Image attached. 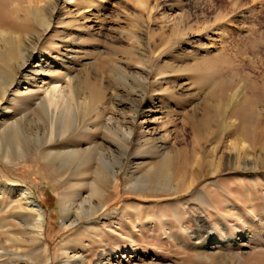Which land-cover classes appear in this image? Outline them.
Masks as SVG:
<instances>
[{"label":"rangeland","instance_id":"1","mask_svg":"<svg viewBox=\"0 0 264 264\" xmlns=\"http://www.w3.org/2000/svg\"><path fill=\"white\" fill-rule=\"evenodd\" d=\"M9 10L0 264H264V0H10ZM53 92L77 114L44 144L40 102ZM72 146H94L77 168L46 156ZM23 188L43 209L39 245ZM72 199L101 210L66 227Z\"/></svg>","mask_w":264,"mask_h":264},{"label":"bare ground","instance_id":"2","mask_svg":"<svg viewBox=\"0 0 264 264\" xmlns=\"http://www.w3.org/2000/svg\"><path fill=\"white\" fill-rule=\"evenodd\" d=\"M9 5H10V0H0V21L6 19L7 17L9 18V17L12 16V13L9 10ZM26 57H28V56H26ZM22 59H23V61L21 62V66L24 67L27 64V62L24 61L25 57H23ZM5 74H7V73H3V74L0 73V79L1 78L5 79L6 82L5 81H3V82H5L8 85H11L13 81L8 82ZM8 85H6V87ZM62 97H63V93H59L57 95L55 92H53V93L50 94L49 99L44 97L43 100L40 102V107L43 109V111L45 113V116H46V131H45L46 132V136H45L44 139H42V141H45L44 144H47V143L49 144L50 143V141L52 139L53 132H54V124L56 123V120H57V134H56V137H57V140H58L61 136H63V129L65 127V121H64L65 118H67L68 116H74L75 117V114H77V107L71 105V103H72L71 100L70 101L68 100V102H67V104L65 106H61L60 105L62 102L64 104L66 103V101H62L61 102ZM10 126L17 128L18 127V122L15 121ZM58 128H61V130H59ZM16 132H17V130H16ZM14 134H15V132H14ZM47 139H48V141H47ZM61 139H64V138H61ZM125 141H126L127 145L130 144V136H128V138L126 137ZM93 147L94 146H89L87 148H82V147H79V146H72V147L61 149V150H57V151H53L52 149H48V151L46 152L47 153L46 156L49 159L50 158L51 159L55 158L58 161L59 165H61V166L64 165V164H67V162H68V163L73 164L74 168H75V166L77 168V166H79V164H80L81 160L83 159V157L86 154L91 153ZM22 151H24V150H22ZM99 151H101V150H99ZM18 155H20V154H18ZM237 161H238L237 165H244V168H248V167H246L249 164L248 160H243L242 157H240V158L238 157ZM213 169H215V168H213ZM234 169H235V167H234ZM216 170H218L217 167H216ZM63 171H65V170L63 169ZM118 172H119V170L112 169V170H109V171L105 172V174H102L103 177L102 176L101 177L106 179L105 180L106 183H109V182L112 181L113 177L115 175H117ZM96 173H98V171ZM168 174L170 175V173H168ZM149 176L150 175L144 176L141 179H138V178L137 179L136 178L132 179L130 176H128V179H129V182L131 184H135V185L141 184V185H143V184H146V182L149 180ZM93 185L94 184L91 185V187H92L91 188V192L92 193H91L90 197L83 198L84 201H87L90 204L92 203V200H94L92 198L99 194V191L97 190V188H94ZM18 195H19L20 200L27 201L28 202V206H29V209H25V212H23L22 215L26 216V214H27V216L29 215L30 217H32V216L35 217V219H34V233L36 234V236H34V237L32 236V239L35 240V242L37 241V243H35V244L39 245L40 243H42L41 236H42L43 222H44L43 209L39 205L34 204V198H33V195H32V193L30 191H28V190L23 188L22 190L18 191ZM99 196L100 195H98V197ZM84 203L82 202V203H80L81 205L79 204V205L75 206L74 205V200L72 199V200L67 201V203L63 205V217L62 218H63V224L66 227L75 225L80 220V218L82 219V217L84 215L88 216V217H91V216L95 215L98 211L101 210L100 206H95V205L90 206L89 209L88 208L85 209ZM74 215L76 217H74ZM200 229L201 230H206L204 225H201ZM64 255H66L67 258L69 257L67 252H65Z\"/></svg>","mask_w":264,"mask_h":264}]
</instances>
